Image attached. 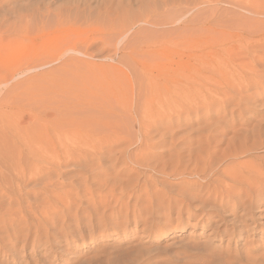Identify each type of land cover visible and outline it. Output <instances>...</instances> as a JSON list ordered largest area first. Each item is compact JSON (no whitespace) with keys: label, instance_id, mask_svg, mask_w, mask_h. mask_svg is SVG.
Listing matches in <instances>:
<instances>
[{"label":"rangeland","instance_id":"1","mask_svg":"<svg viewBox=\"0 0 264 264\" xmlns=\"http://www.w3.org/2000/svg\"><path fill=\"white\" fill-rule=\"evenodd\" d=\"M220 46L237 58L221 74L211 70L220 59L190 56ZM263 61L264 0H0V122L41 115L59 90L93 103L61 119L44 107L42 118L64 123L61 141L79 159L30 181L21 206L9 196L16 180L0 195V264H264V212L253 208L255 218L232 233L242 207L210 195L219 168L264 182ZM142 64L214 79L179 95L177 78L156 82L139 103L132 67ZM1 141L0 163L18 162L14 144ZM37 146L60 150L40 137Z\"/></svg>","mask_w":264,"mask_h":264},{"label":"bare ground","instance_id":"2","mask_svg":"<svg viewBox=\"0 0 264 264\" xmlns=\"http://www.w3.org/2000/svg\"><path fill=\"white\" fill-rule=\"evenodd\" d=\"M227 47V46H226ZM231 47V46H230ZM214 48V47H213ZM213 48H211L209 51H207V52H201V53H196V54H193V55H190V56H193V57H191L192 59H193V61H198V62H200V61H202L203 59H204V56H206V55H208L209 57H214V58H216V59H220V61L219 62H217V61H215V60H213V62L215 63V64H211V70H215L216 71V74H221V72H222V64H224V65H229V63H233V65L235 64L234 62L236 61V59L237 58H235L234 56H232V54H231V52H228V50H226V49H229V48H226L225 49V47H223V48H221V46H220V48L221 49H218V50H213ZM232 48V47H231ZM235 47H233V49H234ZM234 51H235V49H234ZM227 52L229 53V54H227ZM262 52V51H261ZM232 53H234V52H232ZM234 55H238L239 56V54H235L234 53ZM242 55V54H241ZM241 55H240V57H239V59L241 60ZM243 55H245L244 53H243ZM254 55H256V54H253V56L252 57H254ZM258 56H260V55H258ZM246 56H244V58H245ZM190 58V57H189ZM189 58H187L186 60L187 61H185V63H187L188 62V60H189ZM259 57H257V60H259L258 59ZM250 59V58H249ZM253 59H255V58H253ZM252 60V59H251ZM242 61V60H241ZM254 61V60H253ZM240 62V61H239ZM250 62V61H249ZM255 62V61H254ZM264 62V61H263ZM182 64H183V62H182ZM219 64H221V65H219ZM251 64V63H250ZM249 64V65H250ZM255 64V63H254ZM260 64H262V63H260ZM134 65V64H133ZM133 65H131V66H133ZM248 65V64H247ZM251 65H253V62H252V64ZM181 66V65H180ZM183 66V65H182ZM185 66V65H184ZM230 66V65H229ZM232 66V65H231ZM137 67V66H136ZM132 67V78H133V83H134V85H136V87H135V95H136V98H137V100L139 101V100H141L140 98L141 97H143L145 94H147V93H152L153 91L155 92L156 90H154V89H156L155 88V86H153V83H156V82H160V81H164V82H166V81H168V80H172L173 78L175 79V78H177L173 73H169V72H164V71H158V72H153L148 66H146V65H140L139 67ZM233 67V66H232ZM250 67V66H249ZM131 68V67H130ZM224 68H226L225 66H224ZM245 68H247V67H245ZM183 70V69H182ZM181 70V71H182ZM223 70H225V69H223ZM227 70V69H226ZM226 70H225V72H226ZM233 70H234V68H233ZM232 70V71H233ZM249 70H251L252 71V69H249ZM188 71V70H187ZM214 71V72H215ZM227 71H229V70H227ZM236 71V69L234 70V72ZM238 71H240V70H238ZM238 71H236V75H239V73H242V71H240V72H238ZM207 72V71H206ZM205 72V73H206ZM209 72V71H208ZM212 72V71H211ZM224 72V71H223ZM233 72V73H234ZM246 72H248L247 70H246ZM131 73V72H130ZM205 73H203V71L202 70H199V69H193V71H188V72H186V71H184V72H180V77H179V79L177 78V79H175L174 80V84H175V93L177 94V95H179L182 91H183V87L184 86H187V87H189L190 85H193V84H195L196 82H198V81H201V79H214V76L212 77V75L211 74H209V75H206ZM227 74V76L229 77L230 75H228V72H226ZM232 73V72H231ZM213 74V73H212ZM223 74V73H222ZM252 74V73H251ZM225 74H223L222 76H226ZM242 75V74H241ZM232 76V75H231ZM234 76V75H233ZM237 78H238V80H239V78H242V77H238V76H236ZM217 78V77H216ZM215 78V79H216ZM221 78V77H220ZM223 78V77H222ZM231 78H233V77H231ZM224 80H225V78H223ZM228 78L226 77V80H227ZM230 79V78H229ZM218 80V79H217ZM217 80H216V82H217ZM222 80V79H221ZM237 80V79H236ZM173 81V80H172ZM206 81V80H205ZM208 81V80H207ZM211 81V80H210ZM33 82V81H32ZM31 82V83H32ZM209 82V81H208ZM212 82H215V81H211V83ZM225 82H227V81H225ZM229 82V81H228ZM227 82V83H228ZM39 83V82H38ZM132 83V82H131ZM229 83H231V81L229 82ZM233 83V82H232ZM41 84V83H40ZM217 84V86L220 84V83H216ZM233 84H235V80H234V83ZM232 84V85H233ZM35 85V84H34ZM211 85V87L213 86L212 84H210ZM227 85V84H226ZM230 85V84H229ZM174 86V85H173ZM187 87H186V89H187ZM230 87H231V85H230ZM234 87V86H233ZM233 87H231V88H233ZM39 88V87H38ZM234 88H236L237 89V87H234ZM18 89V88H17ZM29 89H31L30 87H29ZM239 89V88H238ZM234 90V89H233ZM232 90V91H233ZM34 91V90H33ZM53 92H57V90L55 89ZM50 93L49 95H51V96H53V94L54 93ZM76 92V91H75ZM75 92H70V91H68V89H67V91L65 90V91H62V90H59L56 94H58V95H56V96H54L53 98L51 97V99H49L48 100V98L50 97H47V103L45 104V103H43V102H41L40 100H42V99H40L39 101H40V103L42 104V105H45L44 107H48V106H50V109H51V111H53V113H51V115L53 116V117H55V118H57V119H61V116L63 117L64 116V114H67V113H69V114H71V113H76V112H83V110L82 109H85L86 107H87V105L85 106L84 105V103L85 104H87V103H89L88 104V107H87V109L89 110L90 108H91V110H92V104L89 102V101H84V99L83 98H79V94L77 95ZM234 92V91H233ZM33 93V92H32ZM35 93V92H34ZM33 93V94H34ZM39 93H40V89H39ZM43 93H44V91H43ZM184 93V92H183ZM213 93V92H212ZM41 94V93H40ZM175 94V95H176ZM234 94H236V92H234ZM26 95V94H25ZM24 95V96H25ZM55 95V94H54ZM21 96H22V94H21ZM26 96H30V95H26ZM25 96V98H27ZM36 96V95H35ZM58 96V97H57ZM85 95H83V97H84ZM41 97H43V95H41ZM81 97H82V94H81ZM86 97H87V94H86ZM38 98H40V96L38 97ZM218 98V97H217ZM219 98H220V96H219ZM6 99V98H5ZM212 99V98H211ZM18 100L19 101H24V100H26V99H20V98H18ZM28 100V99H27ZM218 100V99H217ZM7 100H5V102H6ZM136 101V100H135ZM46 102V101H45ZM221 102V101H220ZM3 103V102H2ZM1 103V104H2ZM25 103V102H24ZM40 103H39V105H40ZM139 103H140V101H139ZM0 104V105H1ZM3 104H5V103H3ZM223 104V103H222ZM18 105V104H17ZM39 105H36L37 107L39 106ZM41 105V106H42ZM108 105V104H107ZM4 106V105H3ZM7 107L9 106V105H6ZM13 106V105H12ZM20 106V105H19ZM18 106V107H19ZM98 106H101L100 104L98 105ZM143 106L144 105H142V106H140L141 107V109L143 108ZM44 107H42L43 109L41 110V111H43L42 112V114L40 115V113H38L39 112V110H38V112H34V113H30V114H28L25 118H27V120L25 119H23V117L21 116V115H19L18 117L19 118H22V120L21 119H19L20 121L18 122V117H16V115H15V117L14 118H17L16 120V122L14 121V120H10V121H5L3 118L1 119L2 120V122H4V123H1V125H0V138H1V136L3 137V139H2V141H1V143H2V145L3 146H5V148H7V147H9V149H10V147L12 146L13 148H12V150H14L13 152H11L10 154H11V158H13L14 156H16V158H15V160H17L18 162H2V163H0V166L1 167H4V171H5V173L7 174V175H5V174H1V173H4V172H2L1 171V173H0V195L1 194H5L6 193V188H8V187H12V185H11V181L12 180H16V185H14V186H16V187H13V188H15V190H13V191H18V193L17 194H14V193H12L11 195H9V196H11V198L13 199V200H15V201H17L18 203H21L22 201H21V199H22V197L23 196H26V197H28V194H29V192L28 191H25V192H22V188L24 187H27V184L30 182V181H32V180H34V179H38V178H40V177H42V176H49V178H51V175H52V173L53 172H55L56 174L58 173V170H59V168L61 167L60 165H61V163L63 162L62 161V159H64V160H68L69 158L71 159V158H74V157H70L71 155H72V153H70L69 151H70V146L68 145V144H66V143H63V141H61V133L62 132H64V131H62L61 132V130H64L65 128H63V125H64V123L62 122V121H60V120H58L57 121V123L56 124H54V123H48L47 121H45L43 118H42V115H43V113L45 112V111H47L49 108H47V110H46V108H44ZM95 107H96V105H95ZM109 107V106H108ZM139 107V108H140ZM1 108V107H0ZM14 108V107H13ZM16 108V107H15ZM20 108V107H19ZM112 108V107H111ZM145 108V107H144ZM97 109H104L103 107H97ZM110 109V108H109ZM121 109V108H120ZM141 109H139V110H141ZM3 110V109H2ZM17 110V109H16ZM108 110V109H107ZM123 110V109H122ZM125 110V109H124ZM138 110V112H140L139 114H144L145 112H146V109H142L141 111H139ZM5 111V110H4ZM4 111H2V112H4ZM23 111H24V109H23ZM49 111V110H48ZM95 111H96V109H95ZM109 111H111V110H109ZM1 112V111H0ZM33 112V111H32ZM26 113V112H25ZM48 113H50V112H47V114L46 113H44V116H48ZM86 115H88V114H90V112H88V111H86ZM95 113V112H94ZM104 113V112H103ZM1 114V113H0ZM10 114V113H9ZM12 114V113H11ZM23 114V113H22ZM27 114V113H26ZM62 114V115H61ZM77 115V114H76ZM78 115H81V114H78ZM90 115H92V114H90ZM89 115V116H90ZM83 116H85V114L83 115ZM89 116H86V117H88L89 118ZM85 117V118H86ZM81 118V117H80ZM141 118H142V116H141ZM8 119V118H7ZM4 120V121H3ZM93 120V119H92ZM143 119H141L140 121H142ZM85 121V120H84ZM87 121V120H86ZM85 121V122H86ZM89 121V120H88ZM87 121V122H88ZM83 122V121H82ZM82 122L80 123V125H86V124H82ZM142 122H144V120L142 121ZM78 123V124H79ZM92 123H93V121H92ZM91 125V124H90ZM141 125H145L144 123L143 124H141ZM87 126H89V124L87 125ZM87 126H83V128H85V127H87ZM64 127H65V125H64ZM62 128V129H61ZM39 137L40 138H44V140H45V142L46 143H48L49 145H52L53 146V144L56 142V146L58 145V147L60 148V152L59 151H57V149H56V147H53V150L50 148V152L48 151V150H46V149H41L42 147H39V146H37L36 147V145L38 144V140H39ZM9 142H11V143H9ZM145 142V141H144ZM109 144L110 143H107V145H106V147L104 148V150H102V151H108L109 150ZM112 144V143H111ZM1 145V144H0ZM39 147V148H38ZM9 149H8V151H9ZM4 151V150H3ZM5 151H7V150H5ZM109 151H111V150H109ZM10 152V151H9ZM45 152V153H44ZM110 153V152H109ZM13 154H15V155H13ZM108 154V153H107ZM13 158V159H14ZM78 157L76 156L74 159H77ZM69 159V160H70ZM79 159V158H78ZM137 159H139V158H137ZM6 160V159H5ZM25 160H35L36 162H21V161H25ZM38 160H41V161H46V160H49V161H55V160H57V161H59V162H37ZM60 160L62 161V162H60ZM4 161V160H3ZM137 162H139V161H137ZM136 162V163H137ZM64 163H66V161H64ZM79 163V162H78ZM135 163V162H134ZM135 163V164H136ZM198 164L199 163H201V162H197ZM209 163V162H208ZM207 163V164H208ZM221 163V162H220ZM223 163V162H222ZM228 163H232V162H228ZM143 164V163H142ZM196 164V163H195ZM205 164H206V162H205ZM210 164V163H209ZM227 164V163H226ZM225 164V165H226ZM238 164V163H237ZM236 164V165H237ZM240 165H242L243 166V164H241V163H239ZM248 164H250V163H248ZM255 164V163H254ZM263 164V163H262ZM51 165L52 166H54V167H51ZM138 165V164H137ZM140 165V164H139ZM202 165H204L203 163H202ZM202 165H200V166H202ZM216 164H211L210 165V167L212 166V167H214ZM24 166H25V168H24ZM27 166H29V168L27 169L26 167ZM196 166V168H197V165H195ZM209 166V165H208ZM241 166V167H242ZM248 166V165H247ZM254 166V165H253ZM252 166V167H253ZM194 167V166H193ZM205 167V166H204ZM211 167V168H212ZM244 167V166H243ZM24 168V169H23ZM52 168H54L55 170H53ZM218 168H219V166H218ZM245 168H247V167H245ZM249 168V167H248ZM254 168V167H253ZM28 170L27 172H24L23 170ZM195 169V168H194ZM193 169V170H194ZM203 169H205V168H203ZM202 169V170H203ZM207 169V168H206ZM209 169V168H208ZM213 170L214 169H216L215 167L214 168H212ZM3 170V169H2ZM198 170H200L199 172H202L201 171V169H198ZM217 170V169H216ZM216 170L214 171V172H216ZM232 169H230V170H227V169H223V168H219L218 170H217V172L218 171H220V175H221V179L218 181V182H216V181H214L213 183H214V186H212L211 188H212V190H211V194L210 195H212L213 194V196L214 197H220L221 199H222V202H220V206L221 207H225V206H228V205H232V208L233 209H237L238 207H242L241 209H242V213H241V215L239 216L240 217V219L239 220H234L231 224H232V228H233V231H232V233H236L237 231H239V230H237L238 228H241V227H243L244 226V223H245V221H247V220H250L254 215L252 214V209L253 208H259V212L260 211H263L264 212V182H255L254 180L253 181H249V180H252L253 178H251V179H249V180H247V177H245V178H243V174H239L240 173V171L238 172V174L237 173H235L236 171H234V172H232L231 171ZM236 170V169H235ZM242 170V169H241ZM260 170V169H259ZM60 171V170H59ZM160 171H163V170H160ZM190 171V170H189ZM178 172V171H177ZM176 172V173H177ZM206 172H207V170H206ZM260 172V171H259ZM182 173V172H181ZM190 173V172H189ZM193 173H195L196 174V172H194L193 171ZM254 173H257V172H254ZM254 173H253V175H254ZM33 174H35V175H33ZM60 174V173H59ZM192 174V173H191ZM198 174V173H197ZM202 174H204V172H202ZM250 174V173H249ZM198 175H200V173L198 174ZM252 174H250V176H251ZM257 175V174H256ZM261 174H259V176H260ZM178 176V175H177ZM180 176V175H179ZM205 176V175H204ZM203 176V177H204ZM263 176V175H262ZM207 177H209V176H207ZM216 177V176H215ZM223 177V178H222ZM184 178V177H183ZM202 178V177H201ZM249 178V177H248ZM262 178V177H261ZM180 179V178H179ZM197 179V178H196ZM211 179V178H210ZM219 179V178H218ZM246 179V180H245ZM47 180V179H46ZM49 180V179H48ZM51 180V179H50ZM205 180V179H204ZM208 180V179H207ZM206 180V181H207ZM228 180V181H227ZM263 181V180H262ZM45 182H47V181H45ZM180 182V181H179ZM205 182V181H204ZM12 183H14V182H12ZM213 183H211V184H213ZM48 184H50V182L49 183H47V185ZM205 184H206V182H205ZM210 184V183H209ZM41 185V184H40ZM33 186V185H32ZM49 186V185H48ZM185 186V185H184ZM29 187V186H28ZM34 187V186H33ZM32 187V188H33ZM50 187H51V185H50ZM57 187V186H56ZM209 187V186H208ZM9 188V190H11ZM17 188V189H16ZM26 189V188H25ZM46 189V188H45ZM48 189V188H47ZM209 189H210V187H209ZM160 191H162V190H160ZM193 191V190H192ZM187 192V193H191L190 195H192V193H196V191L194 190L193 192ZM9 192H12V191H9ZM208 192H210V190L208 191ZM33 194H34V196H36L35 194H37V193H35V191H33ZM8 195V194H7ZM45 195V194H44ZM187 195V196H186ZM210 195H208L207 197H209V199H210ZM47 196V195H46ZM45 196V197H46ZM184 196L187 198L188 197V194H185L184 193ZM30 197V196H29ZM194 197V196H193ZM39 198V197H38ZM43 198V197H42ZM41 198V199H42ZM183 198V197H182ZM206 198V197H205ZM10 199V198H9ZM41 199H39V201H41ZM11 200V199H10ZM29 200V199H28ZM27 200V201H28ZM29 203H30V200L28 201ZM43 202V201H42ZM208 202V201H207ZM26 203V202H25ZM10 204H11V201H10V203L8 204L9 206H10ZM23 203H21L20 204V206L22 205ZM218 204V203H217ZM12 205V204H11ZM27 205H29V206H32V204L30 203V204H28L27 203ZM182 205V204H181ZM202 205V204H201ZM25 206V205H24ZM16 207V206H15ZM262 207V208H261ZM17 208V207H16ZM15 208V209H16ZM26 208V207H25ZM31 208V207H30ZM14 209V210H15ZM195 209V208H194ZM6 211H11V207H9L8 208V210L6 209ZM44 211V210H43ZM5 212V211H4ZM23 212V211H22ZM32 212V211H31ZM40 213H42V212H40ZM32 214V213H31ZM44 215V214H43ZM11 217V216H10ZM264 217V216H263ZM14 218V217H13ZM253 218H255V217H253ZM34 219V218H33ZM9 220H12V219H9ZM15 220V219H14ZM13 220V221H14ZM251 221H252V219H251ZM34 222V221H33ZM13 223V222H12ZM9 224H10V222H9ZM16 224V223H15ZM247 225V224H246ZM26 226H28V225H26ZM25 226V227H26ZM3 227V226H2ZM253 227V226H252ZM13 228H15V226L13 227ZM28 228V227H27ZM264 229V228H263ZM19 230V229H18ZM263 232H264V230H263ZM27 233V232H26ZM17 234V233H16ZM25 234V233H24ZM28 234V233H27ZM16 236V235H15ZM27 235H25V237H26ZM36 236H38V235H36ZM26 238H28V237H26ZM36 240V239H35ZM23 241H24V243L25 242H27V239H25L24 237H23ZM34 241V240H33Z\"/></svg>","mask_w":264,"mask_h":264}]
</instances>
